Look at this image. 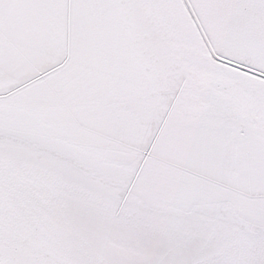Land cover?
Masks as SVG:
<instances>
[{
	"label": "snow or ice",
	"instance_id": "6c2138e0",
	"mask_svg": "<svg viewBox=\"0 0 264 264\" xmlns=\"http://www.w3.org/2000/svg\"><path fill=\"white\" fill-rule=\"evenodd\" d=\"M0 264H264V0H0Z\"/></svg>",
	"mask_w": 264,
	"mask_h": 264
}]
</instances>
